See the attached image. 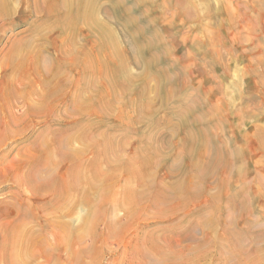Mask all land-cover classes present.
Listing matches in <instances>:
<instances>
[{"label":"rangeland","instance_id":"rangeland-1","mask_svg":"<svg viewBox=\"0 0 264 264\" xmlns=\"http://www.w3.org/2000/svg\"><path fill=\"white\" fill-rule=\"evenodd\" d=\"M31 3V0H13L12 13L3 15L0 12V109L12 85L19 88L21 99L20 103H10L6 113H0V264H74L75 261L83 264H142L147 257L137 256L139 244L136 243L141 241L135 238L142 231L143 237L147 232L162 237L166 242L162 249L165 255L160 259L152 258L155 263L164 258L160 264H250L252 255L249 253L256 246L264 247V243L256 245L255 240L247 243L246 251H243L246 255L229 249L223 252L212 241L213 227L209 225L201 227L195 240L180 241L200 220L199 210L205 204L204 199L185 203L192 200L185 195L188 178L181 180L184 195L175 194L172 203L160 206L159 211L141 212L140 205L136 207L131 203L128 192H142L168 180L167 167L160 162L156 168H149L150 177L145 180L149 183L147 186L139 188L137 183L141 180L138 178L129 181V164L136 171L140 168L138 162L131 159L141 148L138 146L140 140L154 142L158 146V139H171V130L166 126L154 131L148 126L135 125V122L133 125L125 124L118 114L128 113L131 118L133 113L122 106L125 96L121 93L122 105H115L111 114H101L94 107L95 101L81 97L84 92H79L84 88H79L82 77L79 63L75 61L74 54L61 55L57 51L62 37L53 30L55 26L44 27L47 16L33 13L34 4ZM103 4L110 7L106 1ZM150 4L154 6L153 12L148 10ZM133 6L131 1H126L125 8L132 9ZM132 15L139 18V27L146 30L148 38L159 33L160 50L168 59L161 68H165L164 72L179 84L174 86L173 83L167 88L169 95L165 109L161 99L160 102L155 100L158 87L156 81L150 79L149 97L153 108L159 112L157 120L166 124L168 113L182 111L183 114L189 108L196 116L209 113L205 118L210 124L205 128L219 124L217 128L211 127L209 134L230 149L233 143L246 157V178L243 180L233 177L236 169L233 174H226L219 168L214 182L222 184L220 193L225 198L231 197L240 192L243 183L257 190L258 186H253V182L257 175L264 176V164L260 161L262 155L255 152L253 137L255 130L264 128V0H151L143 3ZM120 28L115 26L123 48H127ZM146 28L152 33L148 34ZM80 33L83 37L87 35L86 27L81 26ZM44 36L48 38L51 50L44 55L39 77L32 74L31 61L21 68L9 66L13 47L18 42L31 41L37 52ZM129 60L132 75H139L142 70ZM58 66L63 69L44 90L39 83L43 79L41 75L53 68L57 70ZM93 67L99 70L98 66ZM7 80L12 83L8 84ZM31 82L37 94H27ZM133 84L137 88L141 82L134 79ZM196 91L201 96H197ZM179 97L186 101L184 105ZM33 105L37 106L36 113L32 112ZM147 116L150 118L151 114ZM179 120L174 117L168 122L176 126ZM4 121H10L12 128L2 124ZM99 124L103 128L96 130ZM60 130H66L71 137L82 134L91 138L73 139L69 149L61 154L55 148L52 136L61 133ZM178 132L181 135L176 136L174 142L180 141L185 128L179 126ZM103 135L116 138L121 150L119 158L111 160V165L100 162L99 173L95 176L97 165L93 167V162L99 154L95 147L105 138ZM180 142L179 148L182 147ZM44 158L52 162L47 165L50 171L47 179L53 182L51 178L63 179L61 177L68 166L80 165L82 169L80 190L66 195L59 205L55 203L57 194L53 191L35 192L25 184L31 168L39 167L40 160ZM180 160L182 165L188 161ZM88 182L101 189L100 200L92 206L91 214L83 206L85 195L92 192ZM242 195L235 200V208L231 211L237 229L247 230L250 225L256 232L264 230V197L252 200L249 195ZM139 204L144 206L145 201ZM170 206L171 209H162ZM25 211L30 215L23 218ZM209 213L210 209H204V215ZM216 218L223 223L220 214ZM180 221H183L181 230L174 235L169 234L171 226ZM59 222L71 231L67 234L71 241L66 235L61 238V233H57L58 244H53L44 253L36 244L46 233L43 231L44 223L57 224L53 227L61 230ZM217 228L219 233L223 227ZM7 232L8 239L5 238ZM46 236L53 243V233L49 231ZM58 237L61 238L60 244ZM72 238L82 243L75 246ZM82 246L89 247V251L82 260H78L74 250ZM35 253L36 258L32 256ZM167 255L169 257L166 258Z\"/></svg>","mask_w":264,"mask_h":264},{"label":"bare ground","instance_id":"bare-ground-1","mask_svg":"<svg viewBox=\"0 0 264 264\" xmlns=\"http://www.w3.org/2000/svg\"><path fill=\"white\" fill-rule=\"evenodd\" d=\"M12 1L13 0H0V12L3 15L14 11ZM31 1L34 4L33 13L47 16L44 27L47 29V27L55 26L53 27V30H56L60 37H62L57 51L61 55L67 53L74 54L76 58L75 61L79 63L78 65L81 70L80 76H82L80 78L81 82L79 88H84V90L81 89L79 92V94L84 92L81 97H85L87 101H95L94 107L101 114H111L115 105H122L121 93V95L125 96V102L122 106L127 110H131L133 113L131 118L128 113L121 112L118 114V117L125 122V124L130 123L133 125L135 122V125L148 126L153 130H158L162 126H166L171 130V139H158L160 143L158 146L155 145L154 142L146 141L144 139L140 140V145L138 146L141 148L135 152L133 158L131 157L133 161L138 162L140 168L139 171H136L133 169L132 165L129 164L127 168L129 181L138 178L141 180V182L137 183L139 188L145 185L147 186L149 183H146L145 180L150 177L148 172L149 168H156L160 162L165 163L164 166L167 167L168 180L167 182L160 181V184L152 189L148 187V190L145 189L142 190V192H128V198L131 203L136 207L140 205L141 212L145 210H149V212L159 211L161 210L159 208L160 206L172 203L175 194L179 193L181 196L184 195L181 180L183 178H188V187L185 195H189L192 200L186 201L185 203L204 199L205 204L201 206L199 210L201 212L200 220H197L198 222L194 227L191 226L189 234L181 240L179 238L180 241L195 240L196 233L201 227L203 225H209L213 227L211 228L212 241L215 242V246L219 247L223 252L229 249L232 252L237 251L239 255H244V252L246 251L245 245L247 243L254 240L257 241L256 245L264 243V230L256 232L254 229L250 228V225L247 230L237 229L231 213L233 208H235V200L242 198V193L249 195L252 200L261 196L264 197V176L257 175L255 178L253 186L257 185V190L251 189L249 184L243 183L239 190L240 192L228 198L223 197L220 193L222 184L218 185L214 182L219 168H222L223 172L226 174H233L234 169H236L237 173H234L233 177H236V179L240 178L241 180L246 178L244 170L246 157L242 150L237 146H233V143L232 149H230L224 142L218 141L215 136L209 134L212 130L211 127H219V124L215 123L213 124L214 126L211 125L210 127L205 128L206 124H210L208 123L209 120L205 118L209 113L196 116L194 115L193 110L191 111V108L187 109L183 114H181L182 111H171L168 113V121L170 119L172 120L174 117L179 118V124H175L176 126L168 121L164 124L162 121L157 120L159 112L155 111L153 108L154 104L149 97L152 87L150 79H154L158 87V97L156 94L155 100L160 102L161 99L163 105L162 108L165 109L167 108V95H169L167 88L169 86L172 87L173 83H175L174 86H179V84L177 81H172V78L164 72L165 68H161V64L168 59L160 50V45L157 40L159 33L157 34L156 32L152 36V32L150 33V31H148L149 28H146L149 32L148 34H151V37L148 38L145 35L147 34L146 30L139 27V18H134L133 15L131 16V13L134 14L138 7L143 3L151 2V0H129L134 5L132 9L125 8L127 0ZM105 1L110 4V7L103 4ZM148 10H154V6L150 4ZM81 26L86 27L88 32L84 37L80 33ZM115 26L122 28L125 36V40H123L127 48H123ZM47 40L48 38L45 36L40 40L42 46L40 45L37 47V52H35V45L31 41L18 42L13 47L9 66L12 68H21L26 65L28 61H31L33 66L32 74L36 76L42 74V71L39 72V69L45 60L44 55L51 50L49 41ZM81 41L83 43H81ZM21 53L25 54L22 55ZM21 55L23 57L19 58ZM129 59H131L132 62L142 70L139 75H132L129 66ZM262 64L264 66V60L262 61ZM92 65L98 66L99 70L95 69ZM170 68L171 67L168 69ZM62 69L63 67L58 66L57 70L53 68L48 72H44L43 75H41L43 76V79L39 82L41 87L44 90L48 89L50 83L57 77L58 72ZM134 79L141 82V85L137 88L133 86ZM262 80H264V77ZM7 82L8 84L12 83L10 80H7ZM262 82L264 84V81ZM178 91L180 92L181 90ZM8 94L6 101L1 103L2 109H0V113H6L7 109H9L8 106L10 103L21 102L19 88L12 85L11 92ZM27 94H37L33 82L28 86ZM197 96H201V93L198 92ZM178 99L181 100L182 105L185 104L186 101L183 100V97H179ZM36 108L37 106H32L33 113H36ZM54 109H57V106ZM54 109H51V111ZM147 114H151V117L149 118ZM3 123L6 126H9V128H12L10 121H4L2 124ZM179 126H183L185 132L180 139L181 142H174V138L180 134L178 132ZM99 128H103V125L99 124L95 127L96 130ZM169 129L167 130L169 131ZM206 129L208 130L206 131ZM60 132L61 133H56L52 136L54 137V142L56 144L55 148L61 154H63L66 149H69L68 145L73 139L85 140L91 138L82 134H79L78 137H71L67 134L66 130H60ZM105 135H103V137H105ZM253 137L256 145L254 150L256 153L262 155L260 161H262L261 164H264V128L255 130ZM115 141L118 142L116 138L106 136L104 139H101V142L95 147L99 153L93 162V167L97 165V171L94 172L95 176L99 173L100 162L105 161L111 165V160H117L119 158L118 153L121 150V146ZM179 142L182 145L181 148H179ZM180 159H187L188 161L185 165H182L183 163H181L182 160ZM121 162L124 161L121 159ZM40 164L39 167L34 166L31 168V175L25 182V184L35 192L48 193L53 191L57 194L54 199L55 203L59 205L66 199V195L69 196L71 192L77 193L80 190V185L83 182L80 165L68 166L65 170V175L61 177V179H63L55 180V178H51L54 180L53 182L52 180L47 179L50 178L47 177L50 174L47 165L52 164L50 159L44 158L43 160H40ZM87 185L89 190L93 193L88 192L87 195H85L83 206L87 207L89 214H91L93 212L92 206L100 200L101 189L93 185L91 182H88ZM128 188L129 187H126L125 190H128ZM143 196L145 197L141 198ZM142 201H145L144 206L139 204ZM117 205L123 206L122 203H118ZM243 206H245V203ZM171 208L172 206L169 208L164 207L162 209ZM204 209H210V213L207 214L208 216L203 214ZM225 209L227 210L226 212H224ZM140 211L138 217L141 214ZM89 214L88 216L91 218V215ZM219 214L224 220L223 223L216 218ZM29 215L30 214L25 211L23 218ZM46 224L44 223L45 227L43 231L47 234L49 231L51 234L53 233V243L46 236V233L36 242L37 245H40V250H43L44 253L49 250V247H53V244H58L57 233H61V238L66 235L68 241H71V236L67 235L70 230L60 225L62 222H59V229L61 230L53 227L57 224ZM182 224L183 221H180L172 225L168 231L169 234H176L177 231L181 230L180 228ZM219 226H222L223 228L217 233V227ZM62 232L65 233L63 236ZM142 232L135 236L138 241L140 240L143 243H136V245L139 244L137 248V256L147 257L143 259L142 264H160L165 260L164 258L156 263L152 258L160 259L165 255L164 250L162 249L166 242L162 237H155L153 234L147 232L143 237ZM5 238H9L8 232L6 233ZM61 238L58 237L59 244ZM72 241L75 246L82 243L79 239L75 240L72 238ZM86 251H89V247L82 246L77 248V250H74V255L78 260H82L83 257L86 256ZM251 255L250 264H264V247L256 246L255 249L249 253V256ZM32 256L34 258L37 257L36 253ZM167 257H169V255H167L166 258ZM33 260L36 261L35 259ZM55 263L57 264V262ZM74 264H83V262L75 261ZM169 264H179V262H172Z\"/></svg>","mask_w":264,"mask_h":264}]
</instances>
